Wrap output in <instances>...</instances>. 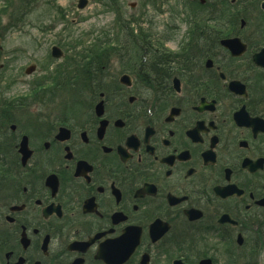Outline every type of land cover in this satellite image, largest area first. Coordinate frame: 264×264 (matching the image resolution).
Wrapping results in <instances>:
<instances>
[{
    "label": "flooded vegetation",
    "instance_id": "obj_1",
    "mask_svg": "<svg viewBox=\"0 0 264 264\" xmlns=\"http://www.w3.org/2000/svg\"><path fill=\"white\" fill-rule=\"evenodd\" d=\"M203 22L173 51L116 42L70 101L63 56L62 77L34 84L38 103L67 97L58 116L0 102V264L260 261L264 0Z\"/></svg>",
    "mask_w": 264,
    "mask_h": 264
},
{
    "label": "rangeland",
    "instance_id": "obj_2",
    "mask_svg": "<svg viewBox=\"0 0 264 264\" xmlns=\"http://www.w3.org/2000/svg\"><path fill=\"white\" fill-rule=\"evenodd\" d=\"M77 2L4 0L0 4V102L19 100L17 114L21 117L39 113L58 116L66 104L67 97L55 98L47 106L34 97L35 81L50 79L41 89L46 91L53 84L56 69L61 67L58 62L62 61L50 56L52 47L60 48L68 60L63 73L70 101L77 99L72 85L87 84L91 69L108 67V61L114 59L112 52L122 50L116 42L125 37L171 38L166 47L173 51L187 37V42L197 41L191 40V31L203 28V21L211 17L225 21V0H87L82 10L77 9ZM188 2H193L194 7L186 9ZM196 4L205 11H199ZM92 49L95 51L90 56L94 60H86L87 51ZM30 67L34 70L27 73ZM85 90L80 89L83 96ZM261 261L262 258L257 264H263Z\"/></svg>",
    "mask_w": 264,
    "mask_h": 264
},
{
    "label": "trees",
    "instance_id": "obj_3",
    "mask_svg": "<svg viewBox=\"0 0 264 264\" xmlns=\"http://www.w3.org/2000/svg\"><path fill=\"white\" fill-rule=\"evenodd\" d=\"M194 5L195 4H193V2H188V3H186L185 5H184V7L187 9V8H190V7H194ZM197 5V4H196ZM199 5H197V7H198ZM198 9H199V11H202V10H204L205 11V9L203 8V7H198ZM191 18V17H190ZM118 22H119V19L117 20ZM121 28H122V25H121ZM120 28V29H121ZM122 30V29H121ZM117 34H120V32L118 31V33ZM99 44H100V42H98ZM101 44H103V42L101 43ZM95 51V50H94ZM93 51V49L92 50H90V51H87V53H86V56L85 57H87V59L86 60H90V61H92V60H94V58H91V56H90V54H92V52H94ZM88 64V63H87ZM87 64H84L83 66H86ZM71 66H73V65H71ZM61 69H58V70H56V72L54 73L55 74V77L52 79V80H54L53 81V83H55V80H57V77L59 76V75H61ZM35 91V90H34ZM35 93V92H34ZM35 97V96H34ZM259 254H262V255H264L263 253H259Z\"/></svg>",
    "mask_w": 264,
    "mask_h": 264
},
{
    "label": "water",
    "instance_id": "obj_4",
    "mask_svg": "<svg viewBox=\"0 0 264 264\" xmlns=\"http://www.w3.org/2000/svg\"><path fill=\"white\" fill-rule=\"evenodd\" d=\"M86 4H87V0H79L77 8L78 9H83L86 6ZM222 44L225 46V41H223ZM51 56L53 58L58 59V58H60L62 56V53H61V51L58 48L53 47L52 50H51ZM33 70H34V67H30L27 70V73H31ZM121 262H123V261H121ZM202 264H208V262H203Z\"/></svg>",
    "mask_w": 264,
    "mask_h": 264
}]
</instances>
